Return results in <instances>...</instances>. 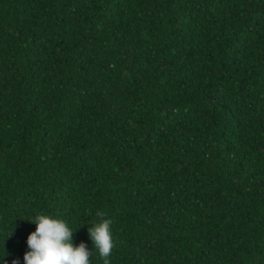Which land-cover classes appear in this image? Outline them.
Instances as JSON below:
<instances>
[{
    "label": "trees",
    "instance_id": "trees-1",
    "mask_svg": "<svg viewBox=\"0 0 264 264\" xmlns=\"http://www.w3.org/2000/svg\"><path fill=\"white\" fill-rule=\"evenodd\" d=\"M264 264V0H0V264L36 214L91 264Z\"/></svg>",
    "mask_w": 264,
    "mask_h": 264
},
{
    "label": "clouds",
    "instance_id": "clouds-1",
    "mask_svg": "<svg viewBox=\"0 0 264 264\" xmlns=\"http://www.w3.org/2000/svg\"><path fill=\"white\" fill-rule=\"evenodd\" d=\"M98 220L88 227V236L93 248L99 253L103 264H110L108 257L114 248L110 219L104 212H97ZM36 228L27 237L28 251L23 256L24 264H91L86 244L73 243V230L68 223L47 214H36L33 221ZM12 264H19L13 260Z\"/></svg>",
    "mask_w": 264,
    "mask_h": 264
}]
</instances>
